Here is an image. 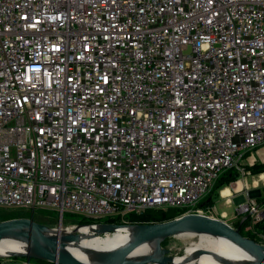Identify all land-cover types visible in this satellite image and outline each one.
Listing matches in <instances>:
<instances>
[{
    "label": "built area",
    "instance_id": "built-area-1",
    "mask_svg": "<svg viewBox=\"0 0 264 264\" xmlns=\"http://www.w3.org/2000/svg\"><path fill=\"white\" fill-rule=\"evenodd\" d=\"M263 144L264 0H0V208L227 223L198 204Z\"/></svg>",
    "mask_w": 264,
    "mask_h": 264
},
{
    "label": "water",
    "instance_id": "water-1",
    "mask_svg": "<svg viewBox=\"0 0 264 264\" xmlns=\"http://www.w3.org/2000/svg\"><path fill=\"white\" fill-rule=\"evenodd\" d=\"M102 225L108 229L118 226V224L109 223H102ZM131 225L137 227L134 237L115 251L106 253L103 256L102 264L171 263V258L163 255L167 253V250L160 248L159 242L165 237L176 235L178 232L185 231L205 233L227 239L254 253L264 264V245L243 237L238 231V225L233 228L219 219L206 215L184 213L165 221L136 223ZM47 229L48 228L43 224L33 221L31 216L0 221V240L4 237H19L25 240V249L20 254L12 253L0 256L33 257L47 262L55 261L59 264H86L69 255H66L63 252H56L54 249V239L46 237L43 234V232ZM261 230H264V225H262ZM77 237V234H68L64 236V239L76 240ZM149 239L156 240L155 251L160 255V257L154 258L153 256H147L146 258L139 260H131L127 258L130 251H132L141 242Z\"/></svg>",
    "mask_w": 264,
    "mask_h": 264
},
{
    "label": "rangeland",
    "instance_id": "rangeland-1",
    "mask_svg": "<svg viewBox=\"0 0 264 264\" xmlns=\"http://www.w3.org/2000/svg\"><path fill=\"white\" fill-rule=\"evenodd\" d=\"M263 145L259 147H263ZM252 152H248L243 157V164L245 173L241 174L239 171L231 172V180L225 181L226 184L223 185L220 184L221 188L220 191L227 187L230 190L231 194V203L229 205L223 204V196L220 195V191L218 193V190L215 192L213 191L210 194L211 197V205H205L206 207L210 208L213 203L215 207L217 208V213H221V210L226 212V222L233 228H235L237 225L240 228V225L238 221L234 219H230L231 213L233 212L234 208L239 205L240 203H243L246 199L245 191L250 189L249 194L254 198L257 202L261 199H264V171L262 172H254L255 169H249L248 166L252 163L258 164V163H264V161H254L255 159L252 157ZM247 168V169H246ZM236 172V173H235ZM237 174V175H236ZM235 175V176H234ZM224 180V179H223ZM222 180V181H223ZM239 181L241 184V189L238 191L236 189L235 182ZM221 183V182H220ZM236 189V190H234ZM218 193V194H217ZM204 206V207H205ZM215 211V209H214ZM31 216V219L37 223L43 224L47 228L51 229H58L59 231L63 232L62 240L64 239L65 235L70 234H79V228L81 226H88V225H94V224H102V223H109V224H118L120 225L123 222H126V218L124 219H99V220H93V219H87L84 217H81L78 214L74 213H63L62 216H58L57 212L49 210V209H34L33 213H31L29 210L16 208V209H2L0 208V219L5 218L7 219H14V218H21V217H29ZM249 224V222H247ZM254 226V225H253ZM66 230V231H65ZM239 233L245 237L250 236L253 238L256 243L264 245V240L260 237L258 234V228L257 226H254L253 228H247V224L243 225L241 229H238ZM119 235L120 232H107L104 234H101L95 241L101 244H105L110 239H113L115 236ZM198 239L197 235H191V236H180V235H171L168 237H165L160 240L159 245L160 248L166 249L167 253L163 254L165 257L173 258L178 256L176 259V262H172V264H194L192 263V259H195L191 256L189 249L186 248L190 242H196ZM249 239V238H248ZM14 260H19L26 258L25 256H12ZM29 260L32 262H41L38 261V259L29 257ZM171 263H165V264H171ZM147 264H156V263H147ZM208 264H244L241 262L234 261L231 257L229 252L225 251L222 253H219L218 256L215 258V260H212V262Z\"/></svg>",
    "mask_w": 264,
    "mask_h": 264
},
{
    "label": "bare ground",
    "instance_id": "bare-ground-1",
    "mask_svg": "<svg viewBox=\"0 0 264 264\" xmlns=\"http://www.w3.org/2000/svg\"><path fill=\"white\" fill-rule=\"evenodd\" d=\"M239 181L235 182L236 189L241 187ZM229 189L227 187L221 190V195L229 196ZM222 217H226L221 213ZM66 231V230H65ZM137 231L134 225H118L111 229L106 228L102 224H94L88 226H81L76 240H62L63 232L58 229L48 228L43 232L46 237L54 239V249L56 252L60 251L86 264H102L103 256L106 253L115 251L120 246L130 241ZM120 232L113 239H110L105 244L96 242L95 240L104 233ZM197 235L196 242H190L187 249L192 257L194 264H208L215 260L219 253L229 252L230 257L237 262L244 264H263L257 256L244 247L233 243L227 239L205 234L195 233L190 231L178 232L176 235L191 236ZM155 239H149L141 242L127 255L128 259L139 260L147 256L154 258L160 257L155 251ZM25 249V240L19 237H4L0 240V255H8L12 253L20 254ZM178 256L171 258L170 261L176 262Z\"/></svg>",
    "mask_w": 264,
    "mask_h": 264
},
{
    "label": "trees",
    "instance_id": "trees-1",
    "mask_svg": "<svg viewBox=\"0 0 264 264\" xmlns=\"http://www.w3.org/2000/svg\"><path fill=\"white\" fill-rule=\"evenodd\" d=\"M249 169H255L254 172L258 173V172H262L264 171V163H258V164H250L248 166ZM247 169V168H246ZM235 170L234 169H230V170H227L224 174H222L218 179L217 181L215 182L211 192L204 198L203 201H201L199 204H198V207L199 208H208V206L206 207L205 205H211V198H210V194L218 189L221 188L220 184L223 183V185L226 184L225 181L227 180H231L230 176L232 175L231 172H234ZM236 173V172H235ZM237 175V174H236ZM235 176V175H234ZM224 179V180H223ZM223 180V181H222ZM221 182V183H220ZM259 203H262L264 204V199H261L260 201H258ZM205 206V207H204ZM185 210L184 209H180V210H176V209H166V210H145L144 212L140 213V214H133V213H130V214H127L125 216L126 218V221H129V222H160V221H165V220H168V219H171V218H174L182 213H184ZM3 220H6L5 218H1L0 221H3ZM247 223V219H244L240 225V228L243 227V225H245ZM249 239L251 240H254L253 238H251L250 236H247ZM16 257V256H14ZM38 261H41V262H47V261H44V260H40L38 259Z\"/></svg>",
    "mask_w": 264,
    "mask_h": 264
},
{
    "label": "crops",
    "instance_id": "crops-1",
    "mask_svg": "<svg viewBox=\"0 0 264 264\" xmlns=\"http://www.w3.org/2000/svg\"><path fill=\"white\" fill-rule=\"evenodd\" d=\"M261 146V145H260ZM252 157L255 159L254 161H264V146L263 147H257V148H255L254 150H253V152H252ZM240 189L241 188H239V189H237L238 191H240ZM234 190H236V189H234ZM236 190V191H237ZM219 191H220V189H218V193H219ZM221 192V191H220ZM249 192H250V189H248V190H246L245 191V195H246V198L248 197V198H250V197H253V196H251L250 194H249ZM217 193V194H218ZM229 193H231L230 191H229ZM220 195H221V193H220ZM224 198V202H223V204L224 205H229L230 203H231V194L229 195V196H224V195H222ZM231 196V197H230ZM211 198V197H210ZM225 199H228L229 200V203H226L225 202ZM245 201H246V199H245ZM244 201V202H245ZM211 207H213L214 209H215V212L217 213L218 211H217V208L215 207V205H214V203H213V205L211 206ZM219 213H220V211H219ZM221 213L225 216V215H227L226 214V212L225 211H223V210H221ZM227 220V219H226Z\"/></svg>",
    "mask_w": 264,
    "mask_h": 264
}]
</instances>
